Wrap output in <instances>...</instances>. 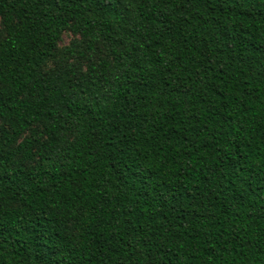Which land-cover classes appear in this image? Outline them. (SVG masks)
Wrapping results in <instances>:
<instances>
[{
  "label": "trees",
  "instance_id": "trees-1",
  "mask_svg": "<svg viewBox=\"0 0 264 264\" xmlns=\"http://www.w3.org/2000/svg\"><path fill=\"white\" fill-rule=\"evenodd\" d=\"M0 21V264H264V0Z\"/></svg>",
  "mask_w": 264,
  "mask_h": 264
},
{
  "label": "rangeland",
  "instance_id": "rangeland-1",
  "mask_svg": "<svg viewBox=\"0 0 264 264\" xmlns=\"http://www.w3.org/2000/svg\"><path fill=\"white\" fill-rule=\"evenodd\" d=\"M5 34V31H4V27L0 21V37H3ZM77 35L73 34V32H71L70 30H65L63 31V33L61 34V37H60V40L57 44V48H56V53L58 54L59 53V49H62L64 46H67L71 43L72 39L73 38H76ZM53 66V61L52 59H48L44 66H43V69L44 70H47L49 69L50 67ZM0 125H4V122L0 121Z\"/></svg>",
  "mask_w": 264,
  "mask_h": 264
}]
</instances>
